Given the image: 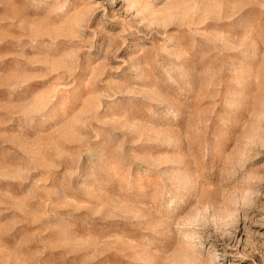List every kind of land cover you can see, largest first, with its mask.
Masks as SVG:
<instances>
[{
  "label": "rangeland",
  "instance_id": "374dc122",
  "mask_svg": "<svg viewBox=\"0 0 264 264\" xmlns=\"http://www.w3.org/2000/svg\"><path fill=\"white\" fill-rule=\"evenodd\" d=\"M0 264H264V0H0Z\"/></svg>",
  "mask_w": 264,
  "mask_h": 264
}]
</instances>
